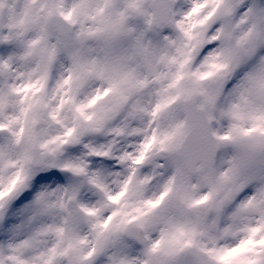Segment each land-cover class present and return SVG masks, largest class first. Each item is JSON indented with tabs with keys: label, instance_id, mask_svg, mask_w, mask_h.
<instances>
[{
	"label": "snow or ice",
	"instance_id": "snow-or-ice-1",
	"mask_svg": "<svg viewBox=\"0 0 264 264\" xmlns=\"http://www.w3.org/2000/svg\"><path fill=\"white\" fill-rule=\"evenodd\" d=\"M194 53L213 71L186 73ZM45 120L61 132L39 142ZM94 134L116 140L89 159L127 166L115 192L55 159ZM46 168L79 182L38 187ZM0 264H264V0H0Z\"/></svg>",
	"mask_w": 264,
	"mask_h": 264
},
{
	"label": "clouds",
	"instance_id": "clouds-1",
	"mask_svg": "<svg viewBox=\"0 0 264 264\" xmlns=\"http://www.w3.org/2000/svg\"><path fill=\"white\" fill-rule=\"evenodd\" d=\"M176 4L178 8H183L186 4V0H176ZM173 37L175 38V33H172ZM202 60V57H199V53L192 54V62L186 66L185 72L191 73L193 71H200L202 74L204 73H210L213 70L210 68H205L201 66L200 61ZM164 71L168 72H174L175 68H168V69H162ZM191 84V78H187L184 81V85L188 86ZM99 86L98 84H92L89 85V88L86 90L84 94H87L88 92H91L94 87ZM160 87L159 85H154L152 89L146 91L139 99H141L145 104H147L149 101H155L157 99L155 92L157 88ZM198 102V101H197ZM65 118L69 123H71L72 115L69 112L65 113ZM122 117H117L115 121H113V125H118L121 122ZM224 127L223 122L221 123H214L213 128L216 130H222ZM61 132V129L57 128V126L50 121L45 120L37 130V135L39 137V142H44L48 138L58 135ZM113 140H116L115 137L109 136L107 134H94V135H88L82 138V141L78 145L68 144L67 147L63 149L62 152H60L55 159L59 163L63 162H84L87 161V167L90 171L96 170V169H102L104 171V178L106 184L109 186L111 191H117L119 189L120 182L127 176V166L126 165H120L117 167L115 162H105L103 160H91L86 155V150L84 149V144H91L96 147H102L109 145ZM127 143L126 139H120L117 140L116 143L113 145V151L119 152L120 150L125 148V145ZM34 150L39 153L41 150L39 149V144L33 146ZM232 155V149L230 147L223 148L219 151L217 155V163H222L223 161L227 160ZM155 163L164 164L166 163L164 158L162 156L157 157L155 160ZM152 167L142 168L138 170L137 179L142 177L145 174H151ZM118 171L120 173L119 176L116 175H110L109 173H113ZM157 172H164L166 173L165 168H158L156 169ZM44 175L47 174L49 179L46 181H40L38 184L39 186H43L46 188H52L57 186L58 184L61 187H66L70 184L78 183V179L72 177L68 173L59 172L58 169H44L43 170ZM57 174L59 178H57ZM161 179L159 176H157L150 185L145 186L144 191L138 192V185L136 183V180H133V182L130 184L128 188V195L124 198L123 203L129 204V205H138L140 200L143 198H151L159 191V185H160ZM79 198L84 200L85 202L96 204L99 197L95 196L88 188H82L80 190ZM111 206H108L107 208H103L102 211H110ZM178 214V209L174 207L173 205L169 204L166 209H161L158 215L166 216V217H172ZM158 226H163L162 224H159ZM156 233L154 232L153 235Z\"/></svg>",
	"mask_w": 264,
	"mask_h": 264
},
{
	"label": "rangeland",
	"instance_id": "rangeland-1",
	"mask_svg": "<svg viewBox=\"0 0 264 264\" xmlns=\"http://www.w3.org/2000/svg\"><path fill=\"white\" fill-rule=\"evenodd\" d=\"M45 176H47V177H48V175H47V174H45ZM57 178H59L58 174H57Z\"/></svg>",
	"mask_w": 264,
	"mask_h": 264
}]
</instances>
